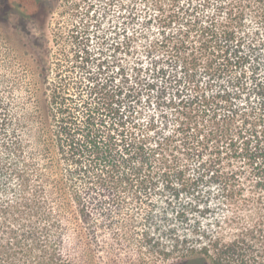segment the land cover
I'll list each match as a JSON object with an SVG mask.
<instances>
[{
	"label": "trees",
	"instance_id": "trees-1",
	"mask_svg": "<svg viewBox=\"0 0 264 264\" xmlns=\"http://www.w3.org/2000/svg\"><path fill=\"white\" fill-rule=\"evenodd\" d=\"M145 2L152 13L141 20L155 35L136 27L129 10L135 29L116 45L136 49L129 65L104 71L99 63L86 82L69 75L72 63L66 73L59 64L53 79L42 65L29 120L32 160L21 162L22 143L12 141V171L23 181L31 172L91 173L106 184L55 202L0 205L8 218L24 217L2 223L0 264L88 263L82 258L98 247L194 264H264V0ZM247 19L253 31L243 30ZM142 34L134 48L130 36ZM73 37L83 68L89 52ZM54 210L75 215L71 240L50 236ZM100 227L111 228L110 239Z\"/></svg>",
	"mask_w": 264,
	"mask_h": 264
},
{
	"label": "rangeland",
	"instance_id": "rangeland-1",
	"mask_svg": "<svg viewBox=\"0 0 264 264\" xmlns=\"http://www.w3.org/2000/svg\"><path fill=\"white\" fill-rule=\"evenodd\" d=\"M146 0H0V205L8 208L14 201L29 198L41 201H56L64 197L83 192L87 187L106 184L104 179H98L91 173H58L47 172L39 177L34 172L27 174V180L17 179L12 168L19 162L17 152L12 148V141L20 140L25 151L27 162L28 151L34 140L30 137L32 127L29 125L32 103L39 100L42 88V65L48 64L49 79L59 71L66 73V64L76 65L69 75L85 80L95 74L99 63L104 71L115 64L128 65L136 59V49L130 54L124 50H117V44L127 40L135 26L129 20V10L133 13L136 27L148 29L149 38L155 35L154 24H143L141 17L145 13H152V8ZM212 2V1H211ZM146 4V5H145ZM49 7V14H46ZM38 7V12L33 9ZM128 9V10H127ZM208 11V9L206 10ZM253 20L247 19L243 30L253 31ZM85 30V31H83ZM82 38L81 47L89 52L90 61L83 68H79V60L74 53L76 45L73 36ZM130 36L134 48L142 47L144 36ZM259 37H264V27L259 30ZM129 45V41H128ZM103 71V70H102ZM104 77V73L101 74ZM85 78V79H84ZM35 84V86L33 85ZM39 87H38V84ZM38 87V88H37ZM86 88V87H85ZM37 89V91H36ZM44 96V95H43ZM25 117V123L22 118ZM51 135H49L50 137ZM52 153L55 152L51 144ZM35 152V151H34ZM53 155V154H52ZM56 155V154H55ZM23 156V154H22ZM58 157V156H57ZM38 157L33 154L36 163ZM64 160V158H62ZM65 162V161H64ZM63 162H60V164ZM80 215L81 213L78 212ZM93 215L96 212L92 211ZM6 212L0 213V237L5 235L3 224L10 221L18 225L24 217L13 220ZM124 215L123 212L118 216ZM48 221H53L49 229L51 237L61 232L62 238L71 240L68 232L75 229L76 224L69 211H50ZM118 216H115L117 218ZM61 220V222H56ZM3 223V224H2ZM131 229V228H130ZM107 230L105 238L110 239V227H100L101 234ZM108 242H111L109 240ZM113 246H117L113 244ZM133 249L135 245L131 246ZM97 251V250H96ZM109 250L98 247L92 258H82L88 263L76 261L80 264H194L182 258H163L146 256L145 254H130L123 251L116 255Z\"/></svg>",
	"mask_w": 264,
	"mask_h": 264
}]
</instances>
